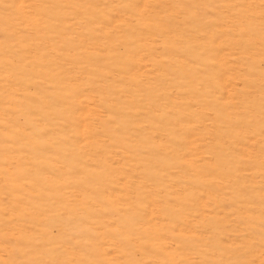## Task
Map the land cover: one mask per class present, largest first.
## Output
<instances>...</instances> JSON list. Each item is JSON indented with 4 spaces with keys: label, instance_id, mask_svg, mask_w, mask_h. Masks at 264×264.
<instances>
[{
    "label": "rangeland",
    "instance_id": "rangeland-1",
    "mask_svg": "<svg viewBox=\"0 0 264 264\" xmlns=\"http://www.w3.org/2000/svg\"><path fill=\"white\" fill-rule=\"evenodd\" d=\"M0 264H264V0H0Z\"/></svg>",
    "mask_w": 264,
    "mask_h": 264
}]
</instances>
